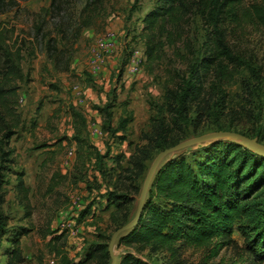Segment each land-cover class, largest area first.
<instances>
[{
  "label": "rangeland",
  "instance_id": "rangeland-1",
  "mask_svg": "<svg viewBox=\"0 0 264 264\" xmlns=\"http://www.w3.org/2000/svg\"><path fill=\"white\" fill-rule=\"evenodd\" d=\"M9 1L12 3L7 11L0 10V30L14 31L8 39L11 50L23 48L20 67L26 77L19 81L18 107L25 127L11 141L14 163L6 173L9 183L4 185L5 201L0 205V212L8 219L0 248V264H8L11 240L22 228L27 229V234L20 239L25 260L15 264H53L52 260L60 264L58 249L67 251L70 258L77 261L91 243L99 242L101 236L107 240L115 230L110 215L116 211L114 207L105 208L106 192L117 190L134 196L126 211L131 220L138 208L146 174L139 180L140 192L133 194L126 187L128 181L124 180L126 185L118 184L113 179L115 175L104 179L94 168L95 159L93 155L90 157L87 143L80 147L76 141L75 145L73 135L67 134L74 120L72 110L90 115L91 109L104 106L114 95L122 98V103L127 101L134 120L126 140L109 143L110 154H124L123 164L127 165L135 145L145 143L140 135L150 129V116L162 109L165 80L177 69H188L196 56L202 54L206 30L194 15L187 29L188 37L175 48L167 45L151 71L144 61L140 73L131 77L123 93L119 95L115 91L114 94L116 89L111 88L102 94L98 80L103 79V75L92 70L98 50L102 51V58L108 59L107 49H99L100 41L107 42L114 36L118 42V68H125L124 63L135 51L140 55L144 52V41L139 35L143 17L157 0H105L102 7L97 8L94 3L86 12L83 9L90 0ZM254 4L264 6V0L246 1L250 8ZM87 20L92 23L78 34L79 26ZM228 24L230 44L242 63L229 67L230 74L224 81L227 96L219 107L206 115L199 128L187 127L186 139L224 129L245 133L264 143V27L254 19ZM50 42L58 48L53 57L49 55ZM249 63L255 75L246 65ZM67 65L69 69H65ZM244 82L250 84L253 96L245 92ZM122 106L119 104L114 109L115 119L124 111ZM54 139H57L55 143ZM208 143L176 154L183 153L190 160ZM103 149L105 152L108 148ZM104 162L107 168L115 165L112 159ZM147 163L150 166L151 162ZM19 171L25 172L29 205L16 190V172ZM96 177L98 180L94 181ZM89 208L90 214L79 220ZM53 232L59 235L66 232V245L63 240L53 242ZM231 238V242L227 238H215L203 246L180 247L175 254L168 249L138 252L118 243L115 252L121 256L132 251L149 264H169L176 256L183 264H250L241 250L245 243L237 225Z\"/></svg>",
  "mask_w": 264,
  "mask_h": 264
},
{
  "label": "trees",
  "instance_id": "trees-1",
  "mask_svg": "<svg viewBox=\"0 0 264 264\" xmlns=\"http://www.w3.org/2000/svg\"><path fill=\"white\" fill-rule=\"evenodd\" d=\"M246 1L157 0L155 6L144 15L139 35L144 41L143 57L149 64L150 71L167 45L175 48L179 41L188 37L187 29L191 26L194 15L203 23L206 39L201 46L202 54L196 56L192 65L185 70H175L165 80L162 109L150 116V129L142 131L140 135L141 141L145 143L135 145L127 165L123 164L124 154H110L109 141L107 151L102 153L95 144L81 137L80 132L86 128L87 120L82 111L72 110V117L78 124L73 139L80 147L87 143L90 157L93 155L95 159L94 168L104 179L115 175V182L123 184L124 180L128 181V191L132 194L139 193V180L149 168L147 162H152L163 149L185 140L188 137V126L199 128L206 115L214 107L221 105L220 102L227 96L224 81L230 74L229 67L242 63L230 44L228 23L254 19L264 27V6L254 4L250 8ZM104 2L105 0H90L83 12L88 11L94 3L100 8ZM11 3L9 0H0V10L7 11L5 9ZM91 23V20L84 21L77 33ZM13 33L14 31L0 30V205L5 201L4 185L9 183L6 173L14 163L11 141L25 127L18 107L21 88L19 81L26 77L20 67L23 48L11 50L8 39H11ZM54 51L57 52L58 48L50 42L51 57ZM246 65L255 75L253 65ZM65 69H69V66H65ZM122 71L123 68L121 74ZM244 90L250 97L253 96L248 82H244ZM113 91L115 94L116 90ZM122 104L126 105L124 107L128 106L127 101ZM116 106L117 97L114 95L111 101L97 109L104 116L102 131L108 132L113 142L123 143L134 114L132 110H124L117 126H113ZM200 148L198 154L192 155L190 160L183 153H178L161 163L150 186L138 225L121 234L117 240L118 245L132 247L138 252L168 249L175 254L180 247L203 246L210 244L215 238H227L231 242L237 225L244 237L245 246L241 247L243 255L250 264H264V156L227 139L211 141ZM106 159H112L115 165L107 168L104 166ZM16 174V190L29 205L25 172L19 171ZM97 180L96 177L94 181ZM104 197L105 208L114 207L116 211L110 215L116 230L128 222L129 215L126 211L134 201V196L111 190ZM88 214L90 208L79 220L85 219ZM7 227V216L0 212V248ZM26 234L27 229L22 228L12 238L13 246L8 253V264L25 260L20 239ZM65 234L66 232L54 234L53 242L63 240L66 245ZM110 238L104 240L105 237L101 236L100 241L91 243L84 256L77 261L70 258L67 251L58 249L60 264H88L92 261L95 264H110ZM117 264L149 263L132 251H126L118 256ZM169 264L183 263L176 256Z\"/></svg>",
  "mask_w": 264,
  "mask_h": 264
},
{
  "label": "water",
  "instance_id": "water-1",
  "mask_svg": "<svg viewBox=\"0 0 264 264\" xmlns=\"http://www.w3.org/2000/svg\"><path fill=\"white\" fill-rule=\"evenodd\" d=\"M221 139H227L237 142L239 145L247 148L248 150L254 152L255 154L264 156V143L260 142L258 138L251 137L248 135H245L241 132L233 131V130H218L209 132L206 134L194 136L188 139H185L178 144L165 148L162 151H160L152 160L148 171L145 176V180L141 189L140 197H139V203L138 208L136 211L135 216L128 221L126 224L120 226L117 228L109 241V254L111 257L110 264H117L118 263V255L115 252V246L117 243L118 238L121 236V234L133 229L136 227L141 219L144 206L147 200V195L150 189V186L152 184L153 178L155 176V173L157 172L159 166L161 163L168 158L171 155H175L178 151L183 150L188 147H192L195 145H201L204 143H208L215 140H221Z\"/></svg>",
  "mask_w": 264,
  "mask_h": 264
},
{
  "label": "crops",
  "instance_id": "crops-1",
  "mask_svg": "<svg viewBox=\"0 0 264 264\" xmlns=\"http://www.w3.org/2000/svg\"><path fill=\"white\" fill-rule=\"evenodd\" d=\"M117 48H118V42L116 41L115 49L106 50V53H107L106 57L108 59L105 60L103 58L104 64L102 65V68L98 72V73L101 72L103 75V79L98 80L101 82L100 88L102 90V94H103V91L107 92L111 88H115L116 91H118V94L120 95L121 93H123L126 86H128V83L130 82L131 77L135 76L131 74L130 68L128 65L131 57L127 59L128 60L127 64L125 68H123V71L121 74L122 67L118 68L120 58H119V52ZM142 54L143 53H141V55ZM88 90L91 93V88H89ZM104 95L107 96V93H105ZM121 99L122 98H117L118 100L117 105L119 104L122 105ZM98 104H99V101H98ZM122 107L124 110L129 109L128 108L129 105L127 107H124V106ZM90 111H91L90 115H87L86 113L84 114L87 120V125L85 129L81 130L80 136L83 138H87L91 143L95 144L102 153H104L103 148H107V141H109V143H112L113 140L110 139L108 132L102 131V123L104 121L103 114L97 108L91 109ZM121 115H122V112L116 119L114 118L113 126H117L118 119ZM69 119L72 120V117L70 116ZM62 123L60 124V126L62 125ZM69 127L70 129L67 131V134L74 135L76 133V128H78V124H76V122L73 120L72 123L69 124ZM56 141L57 139H54L53 143H55ZM73 142L75 145H77L76 140H74Z\"/></svg>",
  "mask_w": 264,
  "mask_h": 264
},
{
  "label": "built area",
  "instance_id": "built-area-1",
  "mask_svg": "<svg viewBox=\"0 0 264 264\" xmlns=\"http://www.w3.org/2000/svg\"><path fill=\"white\" fill-rule=\"evenodd\" d=\"M100 43L101 46L99 49L101 48L115 49L116 39L114 38V36H111V38L107 42L100 41ZM101 52L102 51L98 50L97 53L95 54V59L92 63V70L94 73H98L102 68V65L104 64V59L102 58ZM143 61H144L143 54L140 55V52L135 51L131 56L130 62L128 64L132 75H137L140 73L141 68L143 66ZM51 262L55 264V260H52Z\"/></svg>",
  "mask_w": 264,
  "mask_h": 264
}]
</instances>
